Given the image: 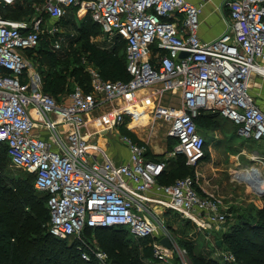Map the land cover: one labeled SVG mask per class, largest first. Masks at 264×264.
Listing matches in <instances>:
<instances>
[{
    "label": "built area",
    "instance_id": "1",
    "mask_svg": "<svg viewBox=\"0 0 264 264\" xmlns=\"http://www.w3.org/2000/svg\"><path fill=\"white\" fill-rule=\"evenodd\" d=\"M16 3L0 0V148L48 196L49 232L77 240L86 262L115 264L98 244L81 238L86 229L124 228L137 240L153 238L145 245L153 251V264H190L187 249L171 241L174 250H168L161 243L168 236L157 237L166 225L156 207L179 214L207 239L224 228L229 215L216 197L200 191L196 174L170 185L160 180L181 156L192 169L206 159L207 140L197 124L204 110L219 112L238 125L239 136L264 146V109L253 85H264V0H227L228 29L212 42L201 39V8L188 0H43L33 6L30 20L4 17L2 9ZM73 8L79 17L90 13L110 39L125 41L130 79L107 80L84 59L90 90L76 86L60 102L44 92L27 52L43 37L55 52L65 51L70 42L58 23ZM48 17L55 23L49 25ZM153 87L159 98L179 94V110L160 105L154 111L156 120H170L168 136L175 141L164 157L148 142L121 134L122 127L133 131L137 125L128 117L139 123L128 104ZM105 107L115 110L107 120L109 135L129 150L123 163L88 128L87 114ZM221 259L236 262L233 253Z\"/></svg>",
    "mask_w": 264,
    "mask_h": 264
},
{
    "label": "rangeland",
    "instance_id": "2",
    "mask_svg": "<svg viewBox=\"0 0 264 264\" xmlns=\"http://www.w3.org/2000/svg\"><path fill=\"white\" fill-rule=\"evenodd\" d=\"M71 11L72 13H68L67 17L58 24L63 29L65 36L68 38V42L71 43L74 50H81L83 42H78L80 36L78 27L83 25L85 19L89 16V13L77 17L76 8H73ZM94 30L96 34L92 37L91 42L97 44L99 47L112 51L117 44H122V39H110V36L105 34L101 27L95 25ZM58 54L60 55L59 57L61 60H67L69 54L68 48ZM120 54L124 57V50H121ZM28 58L32 61L35 67L38 68L40 64L42 70V64L39 62L37 53H34L33 55L29 54ZM82 58L81 63L83 64V60L86 58ZM77 84V82L73 83L72 89L75 88ZM253 85L256 86V89H254L256 101L264 108V85L260 80H255ZM151 89L157 90L155 87ZM178 96L179 94L177 93L165 94L161 98L150 102L149 105L147 104L146 107L153 116L148 122L143 121V115L137 117L139 123H135L134 118H127V121L131 124H137L132 127L133 132L139 139L148 142L152 151H155L156 153L160 149L164 150L165 146L167 154L168 148L175 143V141L168 136L170 120H156L154 118V111L156 107L160 105L169 107L172 110H179ZM62 100H64V97L60 98V101ZM204 114L205 116H211L212 118L204 125H199L207 140V156L204 162L194 169V174H196L198 179L200 191L205 195L214 196L220 201L223 210L229 215V221L224 228L213 230L210 233L209 239H207L204 234H195L194 232H196V228L192 224H187L179 214L164 209L163 211H160L158 208L156 210L157 212H160V219L165 222L166 228L165 232L159 230L157 237L166 235L177 245L178 248L181 247L187 249L190 264H196V256L202 258L205 262L217 261L220 264H241L238 261L227 263L222 261L221 257L224 254H229L233 251L231 241H228L227 236H236L244 224L253 226L259 221L258 212L261 209L259 206L261 205V201L264 200V197L257 193L248 183L236 179L234 175L241 169L257 167L264 176V163H262L264 162V146L260 142L249 141L239 136L238 125L229 119L224 118L219 112L204 110L203 115ZM105 123V131L102 130L98 138L107 141L111 140L108 143L109 150H107L108 153L112 152V154H110L111 156L116 154L122 160L126 159L127 150L122 147L126 145L117 141L115 137L109 135L110 127L108 121ZM106 129L108 130L106 131ZM237 147L242 150L238 151ZM2 149H4V147H1L0 151ZM256 155L260 157V159H255ZM7 162V166L2 172L4 185L13 192L27 188L29 189L30 194L34 195L35 200L42 201L44 215L40 220V224L43 234L49 233L50 212L47 207V202L45 201L46 195L35 189V178L32 174L23 168L11 165L8 155ZM32 205L33 204L24 205V207L21 208L20 213L31 212ZM9 212L7 203L0 198V215ZM115 230H118L116 236L119 238L120 242L129 245L130 250L134 251V259L137 264H153L152 260L146 258L144 255L142 240L135 239L124 228H118ZM81 238L87 240L91 244H98L96 235L93 233L84 232ZM218 240H222V246L217 244ZM64 242L70 248L74 243H77V240L70 239L64 240ZM69 252L70 251L68 250L66 257L69 256ZM253 254H255V252Z\"/></svg>",
    "mask_w": 264,
    "mask_h": 264
},
{
    "label": "trees",
    "instance_id": "3",
    "mask_svg": "<svg viewBox=\"0 0 264 264\" xmlns=\"http://www.w3.org/2000/svg\"><path fill=\"white\" fill-rule=\"evenodd\" d=\"M10 8L2 9L4 17L15 20H30L35 15L34 10ZM88 15L83 25L78 27L80 34L78 42H83L82 48L81 50H74L70 43L67 47L69 52L67 60H61L58 52L53 50L51 40L48 37H43L38 48L30 49L27 52V55L37 53L39 62L42 64V70L40 64L38 69L42 75L44 92L55 97L58 101L61 97L65 99L74 90L72 84L75 82L78 83L77 86L83 87L86 91L90 90L91 79L85 66L81 63L82 57L96 66L107 80L128 81L130 79L127 71L125 41L119 38L122 44H117L112 51L103 49L91 42L92 37L96 34L95 25L101 26L93 20L90 13ZM23 16L25 19L22 18ZM121 50L125 52L124 57L120 54ZM210 119H212L211 116L202 114L197 119V124L198 126L204 125ZM121 134L131 137L134 141H141L127 127L121 128ZM173 145L174 143L168 150H171ZM7 155V148L0 151V170L2 172L8 163ZM174 165L164 173L160 180L162 184L170 185L178 178L194 175V169L187 165L185 157H179ZM2 177L3 174L0 173V198L7 203L10 212L0 215V264H98L96 261H84L77 250V243L69 248L64 240L54 237L50 232L43 234L40 224L44 215L42 201L35 200L34 195L30 194L27 188L13 192L4 185ZM45 201H48L47 195ZM27 204H33L32 211L20 213L21 208ZM258 218L259 221L255 225H249V227L244 224L236 236H227L228 241H231L232 253L236 256V262L264 264V207L259 210ZM115 229L118 228L86 229L85 232L95 234L98 246L108 252L114 260H118L121 264H137L134 259V251L130 250L129 245L120 242L116 236L118 230ZM151 240L153 238L143 241L142 245L144 246L145 257L152 260V249L145 247ZM68 250L70 254L66 257ZM254 252L255 254H253ZM195 263L220 264L217 261L205 262L197 256Z\"/></svg>",
    "mask_w": 264,
    "mask_h": 264
},
{
    "label": "crops",
    "instance_id": "4",
    "mask_svg": "<svg viewBox=\"0 0 264 264\" xmlns=\"http://www.w3.org/2000/svg\"><path fill=\"white\" fill-rule=\"evenodd\" d=\"M41 1L43 0H18L15 6H12L10 9H14L18 7V8L29 9V11H33L34 10L33 6L35 4H40ZM188 1L198 6L199 8H201V15H200L201 28L199 31V35L203 41H206V42L215 41L221 38L226 33L228 29V24H229V8L227 6V0H188ZM68 13L70 14L72 13V11L69 10ZM76 16H77V13H76ZM22 18L25 19V16H23ZM47 19H48L49 25L55 23V21L51 19L50 17H48ZM158 91H159L158 89L157 90L152 89L150 91L142 92V94L144 95L138 94L139 98L134 103H131V105L133 106L134 104L141 102L142 103L141 105L142 106L144 105L145 107L139 112H136L137 117L141 116L143 113L152 114L151 112H149L146 105L147 104L149 105L150 102L154 101L155 99L157 100V98L154 97V95H157ZM114 114H115V110L114 109L109 110L107 107L99 108L95 110L94 112L87 114L88 128L90 130V134L100 133L102 130H104L106 127L105 122L108 119H112L114 117ZM92 125L94 126L93 129H92ZM107 130L108 129H106V131ZM93 140L96 141L97 137H93ZM110 141L111 140L107 141L102 138H99L98 140V142L107 150H109L108 143ZM122 147L125 150H127V157L124 160L119 158L116 154H113V156H111L110 154H112V152H109L110 157H112L115 161L120 162V163L127 161L129 158L128 148L126 146H122ZM153 152L157 156L166 155V147L164 146V150L160 149L157 153L155 151ZM175 163L176 162L173 161L171 163V166H173ZM256 176L257 175H254L255 178ZM259 207L261 209L264 207V200L261 201V205ZM158 208L160 211H163V207L161 206L156 207V209ZM183 220L186 221L187 224H190L187 220L185 219ZM194 233L200 235V233H198L197 231Z\"/></svg>",
    "mask_w": 264,
    "mask_h": 264
},
{
    "label": "bare ground",
    "instance_id": "5",
    "mask_svg": "<svg viewBox=\"0 0 264 264\" xmlns=\"http://www.w3.org/2000/svg\"><path fill=\"white\" fill-rule=\"evenodd\" d=\"M254 82H253V84H254ZM150 90H152V89L151 88H146V89H143L140 92H138V94L144 95V94H142V92H146V91H150ZM159 96H160V92L158 91V94L154 95V97H156L158 99ZM137 98H139V97H137ZM138 103L134 104L133 106L131 105V103H129L128 106L130 108H133L135 111L139 112L145 106L144 105L142 106L141 102H138ZM142 115L144 116L143 121H145V122H148L149 120H151L153 118L152 114L143 113ZM93 128H94V126L92 125V129ZM254 175H257L256 178L254 177ZM234 177L236 179H239V180H241L243 182H246L249 185L253 186L254 190L256 192H258V193L259 192L261 193L262 191H264V176H263V174L260 172V170L257 167H254V168L247 167L245 169H241V170H239L238 172L235 173Z\"/></svg>",
    "mask_w": 264,
    "mask_h": 264
},
{
    "label": "water",
    "instance_id": "6",
    "mask_svg": "<svg viewBox=\"0 0 264 264\" xmlns=\"http://www.w3.org/2000/svg\"><path fill=\"white\" fill-rule=\"evenodd\" d=\"M188 56V53H183L182 54V57H187ZM237 150L238 151H241V148H238L237 147ZM261 194V196L262 197H264V192H262V193H260ZM161 243H162V245L166 248V249H168V250H174V247H173V245H172V243H171V240H170V238H168V237H164V238H162L161 239ZM217 244L219 245V246H222V240H218L217 241ZM114 263L115 264H121L118 260H114Z\"/></svg>",
    "mask_w": 264,
    "mask_h": 264
}]
</instances>
